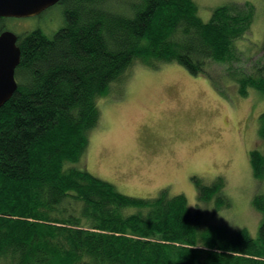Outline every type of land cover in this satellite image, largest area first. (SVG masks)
<instances>
[{
	"label": "trees",
	"instance_id": "1",
	"mask_svg": "<svg viewBox=\"0 0 264 264\" xmlns=\"http://www.w3.org/2000/svg\"><path fill=\"white\" fill-rule=\"evenodd\" d=\"M58 4L65 24L52 38L41 30L18 35V89L0 108V264H264V193L252 200L262 216L254 238L212 220L231 206L223 179L199 181L192 209L184 195L130 197L71 166L101 122L99 100L137 63H176L193 76L226 65L242 97L250 88L264 93V54L250 74L233 67L254 6H222L204 22L194 0ZM10 19L0 18V31ZM250 161L263 183L264 152L253 150Z\"/></svg>",
	"mask_w": 264,
	"mask_h": 264
},
{
	"label": "rangeland",
	"instance_id": "2",
	"mask_svg": "<svg viewBox=\"0 0 264 264\" xmlns=\"http://www.w3.org/2000/svg\"><path fill=\"white\" fill-rule=\"evenodd\" d=\"M204 22L230 4L254 6L251 30L238 42L243 52L234 70L251 73L264 52V0H194ZM65 4L42 15L10 19L8 30L17 36L41 30L52 38L65 24ZM226 65H212L213 76H193L176 63L151 69L135 64L124 83H113L99 100L101 122L89 136L79 170L111 183L119 192L136 198L184 195L192 209L198 202V182L211 185L223 179V194L231 206L212 215L215 223L246 228L258 236L262 216L252 200L264 193V182L253 175L250 153L264 152L260 116L264 93L249 89L242 97ZM227 78H226V77ZM219 77H225L218 80ZM215 209V202L209 207Z\"/></svg>",
	"mask_w": 264,
	"mask_h": 264
},
{
	"label": "water",
	"instance_id": "3",
	"mask_svg": "<svg viewBox=\"0 0 264 264\" xmlns=\"http://www.w3.org/2000/svg\"><path fill=\"white\" fill-rule=\"evenodd\" d=\"M62 0H0V18L24 19L41 15ZM21 62L18 36L11 31L0 35V108L18 89L16 69Z\"/></svg>",
	"mask_w": 264,
	"mask_h": 264
},
{
	"label": "flooded vegetation",
	"instance_id": "4",
	"mask_svg": "<svg viewBox=\"0 0 264 264\" xmlns=\"http://www.w3.org/2000/svg\"><path fill=\"white\" fill-rule=\"evenodd\" d=\"M5 31H9V30H1V31H0V35H1L3 32H5Z\"/></svg>",
	"mask_w": 264,
	"mask_h": 264
}]
</instances>
